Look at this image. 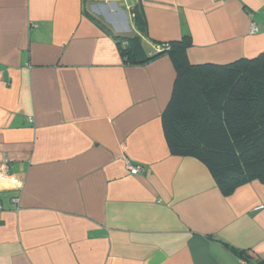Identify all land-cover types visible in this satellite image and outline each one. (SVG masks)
Masks as SVG:
<instances>
[{"label":"crops","instance_id":"1","mask_svg":"<svg viewBox=\"0 0 264 264\" xmlns=\"http://www.w3.org/2000/svg\"><path fill=\"white\" fill-rule=\"evenodd\" d=\"M131 36L149 56L188 37L192 65L252 60L264 0H0V264L264 260V184L227 196L171 153L175 67L127 64L115 37Z\"/></svg>","mask_w":264,"mask_h":264},{"label":"trees","instance_id":"2","mask_svg":"<svg viewBox=\"0 0 264 264\" xmlns=\"http://www.w3.org/2000/svg\"><path fill=\"white\" fill-rule=\"evenodd\" d=\"M89 17L106 30V25ZM142 19L136 15L145 33ZM115 38L127 64L144 65L163 55L173 62L174 90L162 116L173 155L202 161L227 196L254 181L264 184V54L228 65H192L187 58L192 45L188 37L164 45L152 56L139 36ZM238 256L252 264L245 254Z\"/></svg>","mask_w":264,"mask_h":264},{"label":"built area","instance_id":"3","mask_svg":"<svg viewBox=\"0 0 264 264\" xmlns=\"http://www.w3.org/2000/svg\"><path fill=\"white\" fill-rule=\"evenodd\" d=\"M259 32H260V27L256 23L253 22L250 26L249 33L251 35H256ZM126 166L130 174L138 175L140 173L141 167L131 164V162H129L128 160L126 161ZM10 170H11L10 161L7 158H4V160L0 162V182L11 176ZM13 202L18 203V199H14ZM2 211H3V206L0 202V212Z\"/></svg>","mask_w":264,"mask_h":264}]
</instances>
